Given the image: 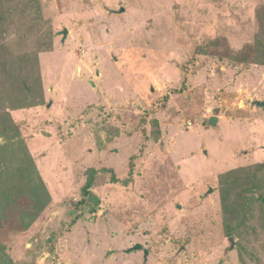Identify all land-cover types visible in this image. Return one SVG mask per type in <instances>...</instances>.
<instances>
[{"label":"rangeland","instance_id":"obj_1","mask_svg":"<svg viewBox=\"0 0 264 264\" xmlns=\"http://www.w3.org/2000/svg\"><path fill=\"white\" fill-rule=\"evenodd\" d=\"M250 45L264 47V0H0L12 262L264 264V171L249 170L264 164V60L229 57ZM25 157L49 204L28 196Z\"/></svg>","mask_w":264,"mask_h":264},{"label":"trees","instance_id":"obj_2","mask_svg":"<svg viewBox=\"0 0 264 264\" xmlns=\"http://www.w3.org/2000/svg\"><path fill=\"white\" fill-rule=\"evenodd\" d=\"M37 10L39 11V13L42 14L41 12V6L37 4ZM220 41L216 42L215 45L216 46H220ZM207 47H211V45H207ZM42 51L44 52H50L52 51V46L43 49ZM229 57L236 63L239 64H248L251 62V58L252 55L254 54V56L259 57L261 60H264L262 58H264V56H261L262 54H264V47L263 46H257V45H250L245 47L240 54L237 53H229ZM263 65H264V61ZM37 67H38V61H37ZM5 75V73H4ZM39 81H40V77H39ZM52 102L49 104V107H51ZM51 105V106H50ZM30 107H34L31 104H26L23 106H14L12 110H18V109H23V108H30ZM12 120H10L11 122ZM12 124V123H11ZM158 121L155 122V126H157ZM15 128V130L18 132V134H20V129L15 125L13 126ZM9 130V127H6ZM160 131V130H159ZM161 132V131H160ZM162 133L160 135V133H158V135L156 136V139H161ZM26 152L28 151V149L25 147ZM26 158V162L28 163L27 166V179H29V183L31 185H33V188L31 190V192L28 194L29 197H33L34 195L39 194L41 191H43V194L46 197V204H49L51 201V197L49 192L46 189V185L43 181V179L41 178L38 169H37V165L33 159V157H25ZM9 168V163L7 160H4V157H0V179H2L3 175H5L6 173V169ZM246 169V168H245ZM249 170H255L256 173H259L261 171H264V164H255L251 167H249ZM103 172L107 173V174H112V183H119L120 179L116 177V175H114L113 171L111 170H104ZM234 173V171H230V173L228 172V174L226 173V175L222 176V179L225 176H231ZM99 174V171L96 169H90L88 171V179L86 182L85 187L83 188V196L84 199L78 203L79 206H82L84 203H86L88 201V198L91 197L92 193H93V188L96 184V180H97V175ZM130 175H132V171L130 173ZM223 181V180H222ZM124 184L126 185L129 181L125 180L123 181ZM0 187H1V180H0ZM253 191L250 194H254L256 192L255 189H252ZM261 195L259 198V202L261 203L262 207L264 208V194L260 193ZM15 195V196H14ZM19 194L18 193H14V191L12 189H1L0 188V217H2V213L6 212L12 205L16 204L18 199H19ZM40 203L36 202L32 208L34 211L37 212H41L43 210L42 206H39ZM6 247L5 245L0 244V263L1 264H7V262L9 264H14L12 262V260L10 259V257L8 256V254L6 253Z\"/></svg>","mask_w":264,"mask_h":264},{"label":"water","instance_id":"obj_3","mask_svg":"<svg viewBox=\"0 0 264 264\" xmlns=\"http://www.w3.org/2000/svg\"><path fill=\"white\" fill-rule=\"evenodd\" d=\"M125 11H126V10L123 8V9L120 11V13H121V14H122V13H125ZM62 34L64 35V41H66V39H67V37H68V35H69V30H68V29H65V30L62 32ZM51 105H52V104H51ZM51 105H50V106H51ZM257 105H258L259 107H261V108H264V102H262V103H261V102H258ZM218 122H219L218 117H213V118L210 120V125L215 127V126H217ZM96 203L99 204L98 201H96ZM140 250H142V245L138 244V245H136L134 248L128 250V253H132V252H136V251H140ZM149 255H150V252H149L148 250H146V251H145L146 259H148Z\"/></svg>","mask_w":264,"mask_h":264},{"label":"crops","instance_id":"obj_4","mask_svg":"<svg viewBox=\"0 0 264 264\" xmlns=\"http://www.w3.org/2000/svg\"><path fill=\"white\" fill-rule=\"evenodd\" d=\"M52 105H53V103H52ZM260 110H262V112L264 113V108H261ZM260 115H261V114H260ZM218 120H219V117H218ZM219 123H220V121L218 122V124H219ZM218 124H217V125H218ZM161 127H162V126H161ZM189 129L191 130V129H194V128H193V126H191ZM162 130H163V129H162ZM162 134H163V133H162ZM140 251H142V250H140ZM145 251H146V250H145ZM145 251H144V254H145ZM136 252H137V251H136ZM132 253H133V252H132ZM149 256H150V255H149ZM148 258H149V257H148ZM145 261H146V262L148 261V259H146V256H145Z\"/></svg>","mask_w":264,"mask_h":264},{"label":"built area","instance_id":"obj_5","mask_svg":"<svg viewBox=\"0 0 264 264\" xmlns=\"http://www.w3.org/2000/svg\"><path fill=\"white\" fill-rule=\"evenodd\" d=\"M189 125H190V127H191V126H193V124H192V123H189Z\"/></svg>","mask_w":264,"mask_h":264}]
</instances>
